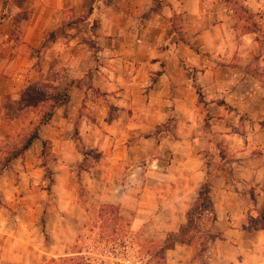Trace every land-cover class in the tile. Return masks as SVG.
Wrapping results in <instances>:
<instances>
[{"label":"crops","instance_id":"crops-1","mask_svg":"<svg viewBox=\"0 0 264 264\" xmlns=\"http://www.w3.org/2000/svg\"><path fill=\"white\" fill-rule=\"evenodd\" d=\"M0 14V128L36 62L26 48L44 46L32 75L80 81L67 101V143L84 104L82 141L103 156L96 188L119 189L111 202L133 226L165 238L208 182L209 264H264V228L248 226L264 209V0H0ZM66 17V34L49 39ZM86 71L104 99L89 94ZM169 119L170 132L161 130ZM132 158L146 159L144 168ZM7 178L10 168L0 193ZM125 192L135 194L129 208ZM23 231L0 205V264H48ZM194 254L176 243L165 264H200Z\"/></svg>","mask_w":264,"mask_h":264},{"label":"rangeland","instance_id":"rangeland-1","mask_svg":"<svg viewBox=\"0 0 264 264\" xmlns=\"http://www.w3.org/2000/svg\"><path fill=\"white\" fill-rule=\"evenodd\" d=\"M65 24L49 33V39H59L66 34ZM21 36L22 33L18 32L13 38L20 41ZM44 48H26L36 58V62L25 73L19 99L22 93L24 99L25 95L33 96L36 92L62 94L73 83H80L69 79L66 73L54 75L47 83L33 76L32 73L39 70ZM90 74V71H86L81 81L90 89L89 94L95 100L101 99L89 78ZM47 103L40 102L36 107L21 111L10 107L9 102L4 104L1 115L4 127L0 128V160L10 148L22 142L35 126L40 111H46ZM86 110L88 108L84 104L78 108V119L68 136L71 142L67 143V103L56 105L53 117L41 130V138L50 143L49 154L40 156L41 143L35 141L21 158L12 161L7 167L13 170V178L5 179L1 184L0 198L6 203L0 202V205L10 220L18 227H23L22 239L38 247V251L47 253L48 264H72L70 257L74 255L81 257L85 264H165L166 252L173 249L176 243L193 244V260L209 264L212 253L208 254V251H213L215 237L209 230L213 216L209 212L211 206L208 190H205V196L199 203L200 209L193 207L187 214V222L176 225V231L167 234L165 238L155 233L153 225L133 226L130 223L131 214L124 212L119 203L111 202V197L118 198L121 194L119 189L109 184L103 190L101 184L99 190L96 188L103 156L94 149L87 150L82 141L78 125L82 116L89 117ZM113 115L109 111V117ZM171 121L169 119L161 130L168 129L170 132ZM204 122L206 124V119ZM133 141L128 139V143ZM132 161L143 168L147 162L146 159ZM209 162H203L201 167L206 163L208 166ZM124 178L119 175L115 177L117 181ZM135 178L140 180V176ZM207 184L209 187V183L204 182L199 190ZM123 197H128L124 202L125 207L129 208L135 194L125 192ZM109 205L116 206L120 216V231L114 236L105 232L107 228L101 224L98 215L100 208ZM260 216H264V209L257 218ZM259 225H264V219ZM22 250L25 251V248ZM67 251L73 255L67 256Z\"/></svg>","mask_w":264,"mask_h":264},{"label":"trees","instance_id":"trees-1","mask_svg":"<svg viewBox=\"0 0 264 264\" xmlns=\"http://www.w3.org/2000/svg\"><path fill=\"white\" fill-rule=\"evenodd\" d=\"M2 19H3V15L1 14L0 21ZM65 21H66V24H65ZM67 22L69 21H67V17H66L65 20L62 22L63 26L64 24L67 25ZM76 85L80 86L79 83H76ZM70 89H71V86H69V88L62 94H55V93L41 94L39 92H36V94L33 96L25 95V99H24V94L23 93H22L23 95L21 94V97L18 100V102L15 105H13V107H15L16 110L21 111L24 108L30 109L32 107H36L40 102L43 103L44 101L48 102L47 103L48 106L46 108V111L44 112L40 111V114L38 115L39 117L37 119L35 126L25 136L22 142L10 148L6 153V156L0 160V175L3 173V171L8 167V165L12 161L21 158L30 149V147L33 145L35 141H40L41 143L40 156L49 154L48 150L50 148L49 147L50 143L49 141L41 138V130L43 127L47 126V124L50 122L51 118L53 117V112H54L56 105L60 103H67V101L70 98ZM23 102L25 103L24 105H22ZM47 172L49 171L47 170ZM206 189L208 190V184L207 186L204 185V189L198 191L197 203L195 205L196 207L194 206L195 209H200L199 203L201 199L205 196ZM98 215H99L101 224H104V226L107 228L105 229V232H107V234H109L110 236H114L116 235L117 231H120L119 230L120 216H119L118 208L116 206L109 205V206L102 207L100 208ZM262 217L264 216H260L259 218H256V219L249 218L248 220L249 228H264V225L263 226L259 225L260 221L264 219ZM70 258H72L70 259L72 264H85L82 261L81 257L74 255L73 257H70Z\"/></svg>","mask_w":264,"mask_h":264}]
</instances>
